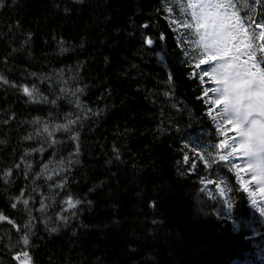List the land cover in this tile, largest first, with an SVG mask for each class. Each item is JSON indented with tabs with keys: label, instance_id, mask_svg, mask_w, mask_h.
<instances>
[{
	"label": "trees",
	"instance_id": "trees-1",
	"mask_svg": "<svg viewBox=\"0 0 264 264\" xmlns=\"http://www.w3.org/2000/svg\"><path fill=\"white\" fill-rule=\"evenodd\" d=\"M0 4V62L6 64L0 76L8 80L0 81V215L14 218L12 227L6 217L0 220V264H20L25 252L29 264H264V230L255 225L252 200L232 167L236 161L219 159L231 147L215 148L226 137L207 114L212 105L201 99L207 85L195 68L197 37L184 26L190 15L180 11L187 0ZM254 7L260 23L264 10ZM261 55L258 49L256 58ZM22 85H35L49 102L31 101ZM75 89L82 92L72 96ZM16 116L13 143L6 123ZM69 116L79 121L70 132L55 133L59 143L24 139L42 128L33 123L37 118L51 125ZM81 158L82 171L76 169ZM60 160L67 173L36 179L44 164L52 169ZM64 181L63 189L55 187ZM21 191L30 198L28 209L11 207ZM68 196L81 203L64 211ZM41 201L49 205L44 213Z\"/></svg>",
	"mask_w": 264,
	"mask_h": 264
},
{
	"label": "snow or ice",
	"instance_id": "snow-or-ice-1",
	"mask_svg": "<svg viewBox=\"0 0 264 264\" xmlns=\"http://www.w3.org/2000/svg\"><path fill=\"white\" fill-rule=\"evenodd\" d=\"M179 3V0H177ZM254 5H261L264 10V0H252V4H241L240 0H187L186 7L180 5L181 14L188 13L191 17V23L187 20L184 21V26L193 30V34L198 37L194 43L196 48L200 49L196 57L197 63L195 68L200 69L202 65H210L202 70L199 75V81L205 82V78H209L215 87L204 88L203 96L201 99L205 104H211L212 107L208 110V116L217 120V132L224 135L226 138L220 143L215 145L217 149L229 148V138L227 132L224 131L226 125H231L228 131H234L235 136L231 137L232 145L228 155H221V161H227L229 157L240 159L246 157L245 165L248 169L252 170L254 175L253 179H257V175L262 178L261 182L264 183V20L257 23L254 18L255 7ZM3 5L0 4V7ZM248 10V15L241 16L242 10ZM190 10V12L188 11ZM171 11V8L168 9ZM145 28L148 25H144ZM163 39V37H161ZM146 44L152 46L154 40L146 38ZM262 53L259 60H256V52ZM185 57L189 55L188 52L182 53ZM32 75H35L34 73ZM192 76L195 77L196 73L193 72ZM0 81L7 84L8 80L0 76ZM171 81V76H169ZM20 90L33 102L48 103V98L42 96L39 90L33 85L31 88L28 85H22ZM62 93H67L69 90L61 88ZM82 92V89H75L71 92L72 96ZM209 93L212 96H209ZM168 95V93H165ZM208 97V99H204ZM52 104L56 101L52 100ZM77 108H82L79 99L75 101ZM222 106V107H221ZM219 108L220 111L213 112ZM88 111H91L90 109ZM79 121V117L73 120L66 117V123L48 124L37 118L33 123L41 124L42 128L38 129L35 135L29 134L24 139H33L35 136H44L45 139L51 144L59 143V141L52 139L57 131L70 132L72 125ZM72 140H78V135L72 136ZM185 148L189 145L185 144ZM43 152L44 149H38ZM78 151V146H77ZM196 151V149H193ZM27 155V153H26ZM203 158V157H201ZM187 162L188 156H184ZM52 163V162H50ZM59 167L49 168V164H44L42 171L37 174L36 179L41 177L51 181L53 175H60L64 168V161L57 162ZM71 163V161H69ZM17 168L20 164L16 165ZM25 167L31 169L30 162H25ZM195 167V165H193ZM232 167L239 168L240 165L233 164ZM6 177L11 176V170L5 173ZM67 181L58 183L55 187L63 189ZM203 183V181H202ZM211 183V181H209ZM49 187H52L49 185ZM219 187V186H217ZM203 192L204 189L202 188ZM264 192V188L261 189ZM24 191H21L20 196L16 198V202L11 205L16 208L18 203H22L25 209H28L29 199L24 198ZM223 195V190L220 191ZM47 199V197H45ZM54 201V198H53ZM62 203L67 205L68 209H76L77 205L81 203L79 199L73 200L68 196ZM229 207H233L232 203L225 201ZM252 204L258 209L261 214H264V207H258L256 201L253 200ZM49 205L41 201L39 211L44 213L47 211ZM29 216L31 210L29 209ZM61 221L67 223L68 217L60 214L58 217ZM5 217L0 215V220ZM31 220L25 228H28ZM51 231H57L52 228ZM23 243H29L28 236L24 235ZM24 264H28L30 257L27 252L24 253Z\"/></svg>",
	"mask_w": 264,
	"mask_h": 264
},
{
	"label": "rangeland",
	"instance_id": "rangeland-1",
	"mask_svg": "<svg viewBox=\"0 0 264 264\" xmlns=\"http://www.w3.org/2000/svg\"><path fill=\"white\" fill-rule=\"evenodd\" d=\"M65 4H66L67 9H68V3H65ZM70 7L72 9H74L72 6H70ZM201 67H202V69H201V71H202L204 68L210 67V65H202ZM205 83L207 85V88L216 86V85L212 84L211 81L209 80V78H207V77L205 78ZM209 96H212V94L209 93ZM219 111H220V109L217 108L215 110V113L219 112ZM229 128H231V125H226L225 128H224V131H226L228 133V138H229V140L231 142V145H232V140L230 138L235 136V132L234 131H228ZM246 160H247L246 157H242L240 159H236V161H237L236 163L238 165H240V167L237 168V169H238V171H240L242 182H244L246 188L251 193L252 199L256 201V205L258 207H264V192L261 191V189L264 188V183L261 182L262 178H260L258 175H257V179H255V180L253 179L254 173H253L252 170H250V169H248L246 167V165H245V161ZM33 167H34V164L32 165L31 168H33ZM4 182L6 183L5 180H4ZM29 191H28L29 193L33 194L34 193L33 187L29 188ZM254 209L257 212L256 214L259 215L258 217H260L259 225L264 227V214H261L255 206H254ZM25 259L26 258H25L24 255L19 256L20 264H24ZM28 264H29V261H28Z\"/></svg>",
	"mask_w": 264,
	"mask_h": 264
},
{
	"label": "bare ground",
	"instance_id": "bare-ground-1",
	"mask_svg": "<svg viewBox=\"0 0 264 264\" xmlns=\"http://www.w3.org/2000/svg\"><path fill=\"white\" fill-rule=\"evenodd\" d=\"M3 46H0V50H1V53H2V51H3ZM18 52V50H16V51H14V54L13 55H16V53ZM11 57V56H10ZM5 63H3V62H0V72L1 73H5V71H6V68H5ZM117 99V98H116ZM29 110H31V111H34V112H36L37 111V108L36 107H31ZM17 120H18V118H17V116H16V118H14L10 123H6V124H8L9 125V128L10 129H12V133H11V136L12 137H14V141H13V143L14 142H16L15 140H16V137L19 135V129L18 128H16L15 126L18 124V122H17ZM62 132H64V131H62ZM46 135L47 134H45L43 137L45 138L46 137ZM73 136V135H72ZM71 136V137H72ZM43 139V138H42ZM43 140H45V141H47L46 139H43ZM72 140V139H71ZM73 142H74V140H72ZM11 142V141H10ZM50 143V142H49ZM75 144V143H74ZM78 145H80V139H78ZM5 150V147H4V145L2 144V142L0 141V152H3ZM21 153V152H20ZM19 153V154H20ZM82 162H83V159L81 158V159H78L77 161H76V169H78V170H80V171H82V169H84V164H82ZM64 172H68V169H66V171H64ZM70 180H73V181H75V180H77V178L76 177H70ZM4 214H5V217H6V223H7V225L8 226H11L12 227V224L14 223V218H13V216L9 213V212H7V211H5L4 212ZM3 247V245H1L0 244V248H1V251H0V255L3 253V249H5V248H2ZM13 250V249H12ZM15 250V249H14ZM17 251V250H16ZM15 251V252H16ZM3 257V259L5 258L6 260H7V258H6V256H2ZM15 257L16 258H18V256L17 255H15ZM11 259H12V257H11ZM16 264H19V263H16Z\"/></svg>",
	"mask_w": 264,
	"mask_h": 264
}]
</instances>
